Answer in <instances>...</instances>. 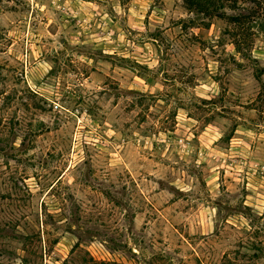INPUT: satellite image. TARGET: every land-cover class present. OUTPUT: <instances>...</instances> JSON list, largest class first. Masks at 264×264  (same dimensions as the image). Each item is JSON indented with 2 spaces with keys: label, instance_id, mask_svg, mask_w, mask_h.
<instances>
[{
  "label": "rangeland",
  "instance_id": "1",
  "mask_svg": "<svg viewBox=\"0 0 264 264\" xmlns=\"http://www.w3.org/2000/svg\"><path fill=\"white\" fill-rule=\"evenodd\" d=\"M229 29L0 0V264H264V38Z\"/></svg>",
  "mask_w": 264,
  "mask_h": 264
},
{
  "label": "trees",
  "instance_id": "2",
  "mask_svg": "<svg viewBox=\"0 0 264 264\" xmlns=\"http://www.w3.org/2000/svg\"><path fill=\"white\" fill-rule=\"evenodd\" d=\"M186 4L207 18L225 21L230 26L227 35L238 53H250L256 40L264 38V0H186ZM23 263L39 264L29 259L23 260ZM85 263L112 264L98 262L92 257Z\"/></svg>",
  "mask_w": 264,
  "mask_h": 264
}]
</instances>
